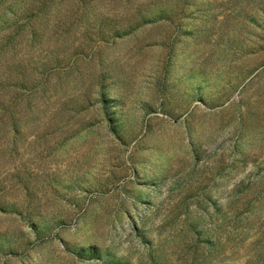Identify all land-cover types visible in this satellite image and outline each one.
Wrapping results in <instances>:
<instances>
[{
    "label": "rangeland",
    "instance_id": "obj_1",
    "mask_svg": "<svg viewBox=\"0 0 264 264\" xmlns=\"http://www.w3.org/2000/svg\"><path fill=\"white\" fill-rule=\"evenodd\" d=\"M0 264H264V0H0Z\"/></svg>",
    "mask_w": 264,
    "mask_h": 264
}]
</instances>
